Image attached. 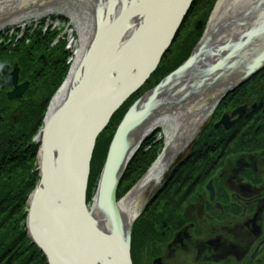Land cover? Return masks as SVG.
<instances>
[{"label": "water", "instance_id": "95a60500", "mask_svg": "<svg viewBox=\"0 0 264 264\" xmlns=\"http://www.w3.org/2000/svg\"><path fill=\"white\" fill-rule=\"evenodd\" d=\"M195 2L196 0H183L182 7L177 12L164 41L158 50L153 49L152 57L146 63V68L140 77L124 86L128 74H123L109 98L104 103H101L98 109L93 108L92 102L96 100V97L109 84L101 82L100 79L92 78L89 84L87 86L84 85L78 93L72 92L68 94L63 105L55 112L53 117L48 121V124L45 123L40 155L42 164L40 182L30 197L26 223L29 239L43 253L48 264H57L56 261L59 258L71 260L72 252L74 251L70 248L71 245L75 241H80L81 244L85 243L87 231L94 238L100 236L87 201L91 163L97 140L109 127L115 114L129 99L138 94L155 74L163 58L175 44L181 27L189 16ZM259 6V4L256 5V7ZM123 15L124 12L116 19L117 22L122 19L121 17ZM246 23H241L239 27V30L243 32L240 35V39L245 44L234 48L229 53L230 55L223 56L222 58H219L222 52L218 50H226L229 46L220 45L222 49H218V47L217 49L210 50L208 47L211 44L210 40L213 35L209 38H206L204 35V38L194 51L191 59L139 102H147L145 109L137 114L139 111L138 109L135 110L139 104L137 103L119 126L109 149L98 189L99 196L108 202L114 231L116 233L120 231L119 226L121 224L117 194L124 174L144 143V140L146 141L157 132V130H153L150 134L146 133L149 130L145 126L149 123V120L171 114L175 111H186V108L191 105L195 106L197 103L208 101L211 98L212 101L216 100L217 107L229 95L234 94L239 88L243 87L264 70V50L260 51L254 57L250 56L251 53H249L248 58H246L247 54H241L248 46L254 44L257 36L262 32L261 29L258 30L257 22L249 29L245 25ZM200 54H206L205 56H209L211 59V68L202 77L200 84L194 86L189 82H185L184 86L177 89L168 101L159 102V95L163 90L177 78L188 73L190 71L188 67L192 63H196ZM136 61L137 57L135 56L131 60L130 71L136 69ZM83 69L84 65L80 66L77 73L81 75L84 71ZM9 70L8 67L0 68V87L2 89H15L9 94L10 101L21 100L26 94L29 84L26 83L19 86V71L15 70L10 74ZM234 70L238 71L234 72ZM107 71L108 69L103 70V72ZM214 75L217 76L216 80L211 83L209 80ZM196 76L200 77V75ZM184 92L187 93L182 95ZM168 102L172 104V109L168 107L163 108V105L168 104ZM247 110L248 107L245 106L236 110L231 116H224L222 121L216 125V129L223 127L226 131H231L245 117ZM49 113L50 108L46 115V120ZM139 115L140 117L138 119H141L140 121L137 120ZM236 117L237 120L233 121L232 119ZM134 127H140L138 134L133 138L131 136V139L128 141L127 137L130 136L129 134L133 131L132 129ZM55 140H57L56 146ZM124 140H127L129 145L123 156H121L119 152ZM79 166L81 170H78ZM160 189L157 190L154 197H148L144 200L143 207L139 215L135 218L134 223L145 212L150 202L154 201ZM66 190L72 198L70 199L72 213L69 218L64 217L59 211V200L61 196L64 197V194L67 192ZM208 190L213 199L214 190L212 183L209 184ZM80 229L84 231H80ZM132 230L133 226L130 231L128 250L126 254L124 253L125 259L117 258L112 248H110V259L114 264H132ZM88 249L92 253L93 246L91 243L88 244ZM90 264H94V260Z\"/></svg>", "mask_w": 264, "mask_h": 264}, {"label": "bare ground", "instance_id": "6f19581e", "mask_svg": "<svg viewBox=\"0 0 264 264\" xmlns=\"http://www.w3.org/2000/svg\"><path fill=\"white\" fill-rule=\"evenodd\" d=\"M3 1L8 2V0ZM27 1L22 0L20 11L17 10L18 12L14 13L15 17L9 22L7 21L6 25H1L0 29L23 24L32 19H40L54 13L66 16L72 22V29L71 27L69 29L71 30L70 36L65 43V47H67L65 52L70 57L67 64H70L71 71H68V81L56 97L47 120L46 117L43 120L41 134L44 131L45 123L48 124L55 112L63 105L67 95L72 92L78 93L84 85L89 84L92 78L109 84L92 102L93 108L98 109V106L109 98L123 74H128L124 86L140 77L146 68V63L152 57L153 49H159L183 4V0H42L40 7L26 11L28 9L25 7ZM115 4L118 5L114 7ZM257 4L260 6L256 7ZM36 5L37 2L33 4V7ZM7 6H9L8 3ZM23 8L26 10H21ZM122 12L124 15L117 22L116 19ZM245 22H247L245 25L248 29L257 22L258 30L261 29L262 32L257 36L254 44L248 46L241 54H247L246 58L249 57V53H251L250 56H256L264 50V0H219L205 34L206 38L213 35L208 49H217L218 47V49H222L220 45L228 43L226 46L229 47L226 50H218L222 52L219 58L230 55L229 53L233 51L237 43L244 42L238 34L243 33L239 27L241 23ZM224 32H230V35H224L218 39L219 34ZM170 53L171 51L168 55ZM205 55L200 54L196 63H192L188 67L190 70L188 73L177 78L163 90L159 95V102L168 101L180 83L194 84L196 75L201 74L203 77L208 73L211 68V59ZM135 56L137 57V67L130 71L131 60ZM82 65H84V71L80 75L77 71ZM108 66L110 67L106 68ZM160 68L161 66L158 70ZM107 69V72H103ZM237 71L234 70V72ZM216 77V75L212 76L209 81L214 82ZM147 85L145 84L143 88ZM146 103H139L136 106L135 110H139L137 114L145 109ZM215 104L214 101L197 103L192 106L196 107L195 109L191 107V110H187L185 113L183 110L175 111L149 120L145 126L149 130L146 133L150 134L153 130L163 131L164 141L167 144L166 154L160 156L141 183L119 202L120 231L118 233L114 231L107 200L96 192L92 196L94 199L90 204V211L100 236L94 238L87 231L85 243L81 244L80 241H75L71 245L70 248L74 250L72 259L59 258L56 261L57 264H90L93 260L94 264H114L110 259V248L117 258L125 259L124 253L126 254L128 250L130 231L135 218L143 207L144 200L152 196L154 191L162 185L178 158L186 152L202 127L212 118ZM163 106V108L168 107L169 109L173 107L169 102ZM139 117L140 115L137 120L140 121ZM140 127L132 129L130 136L127 137L128 141L137 136ZM127 140H124L121 145L119 152L121 156L128 148ZM56 142L57 140H55V146ZM144 142L146 141L144 140ZM40 166L42 169L41 163ZM79 169L81 170L80 166ZM67 192L59 200V211L64 217L69 218L72 213L70 207L72 198ZM80 231L84 230L80 229ZM90 243L93 246L92 253L88 249Z\"/></svg>", "mask_w": 264, "mask_h": 264}, {"label": "trees", "instance_id": "16d2710c", "mask_svg": "<svg viewBox=\"0 0 264 264\" xmlns=\"http://www.w3.org/2000/svg\"><path fill=\"white\" fill-rule=\"evenodd\" d=\"M198 2L199 0L195 2L193 9ZM197 32H199L198 29L195 31L196 37L190 38V43L176 48V50H180L181 55L176 65L165 72V77L180 68L190 58L203 35L202 32ZM52 39V36H47L36 41L29 49L22 47L23 51L18 56L17 64L19 68H22V80H29L32 83V88L41 84L37 95L33 99L27 96L25 100L19 103H9L5 94L0 93V102L4 104L0 108V264H48L43 254L31 245L26 235L24 223L28 198L39 180L36 174L31 177L28 171V167L33 164L38 151V147L32 145V139L42 127L49 102L61 87L69 69L67 65L69 55L65 52L64 47L50 51ZM41 45L42 50L40 49ZM6 55V51L0 47V62L4 60L3 57ZM41 55L46 58L41 59ZM34 56H36L35 59ZM30 59H33V62L27 63ZM157 75L158 73L155 77ZM261 78L264 79V73ZM262 87L260 86V88ZM241 90L235 95L229 96L221 107L232 101ZM256 93L261 96L257 99L258 101L255 100L256 109L229 133L224 130H213L210 135L215 137L214 140L228 144L235 141L239 142L240 146L235 148V151H261L264 149V91L263 93L256 91ZM246 129L248 130L246 131ZM152 140L153 138L147 140L142 148ZM110 141L109 143L104 141L103 136H101L97 143L92 162L93 176L89 187V199L92 198L94 187L102 173ZM222 149L226 151L229 147H222ZM139 153L130 164L124 183L127 181L128 173L138 159ZM198 160V155L191 153L190 161L187 159L176 168L149 212L154 211L152 214L161 213L164 216L179 212L177 209L185 199L184 186L183 189L173 190L175 181L177 184L181 183V178L191 171L188 168L190 166L196 167ZM178 176L179 179H176Z\"/></svg>", "mask_w": 264, "mask_h": 264}, {"label": "flooded vegetation", "instance_id": "af4514ba", "mask_svg": "<svg viewBox=\"0 0 264 264\" xmlns=\"http://www.w3.org/2000/svg\"><path fill=\"white\" fill-rule=\"evenodd\" d=\"M203 146L198 159L210 167L187 175L179 212L146 215L135 231L133 264H264V149L220 160L208 156L222 154L223 143Z\"/></svg>", "mask_w": 264, "mask_h": 264}, {"label": "rangeland", "instance_id": "374dc122", "mask_svg": "<svg viewBox=\"0 0 264 264\" xmlns=\"http://www.w3.org/2000/svg\"><path fill=\"white\" fill-rule=\"evenodd\" d=\"M218 1L219 0H199L196 7L192 10L190 16L188 17V19H187L179 37H178L177 42L175 43V45L171 49V53L165 58L163 64L161 65V68L158 72V75L152 80V82L148 86H146L142 90L141 93L133 96L130 99L129 103L121 109L120 113L118 114V116H116L114 118V120L111 123L108 130L102 135L104 141H107L109 143L110 140L112 141V139H114L115 134L117 133V131L119 129V126L121 125V123L123 122V120L125 119L127 114L131 111V109L134 106H136V104L139 103L141 100H143L149 93H151L155 89V87L157 86L158 83H160L162 80H164L166 78L165 72L168 70H171L176 65V62L179 59V56L181 55L180 50L179 49L176 50V48L181 46V45H186V44L190 43L191 42L190 38L192 36L196 37L195 31H197V29L199 32L200 31L203 32L205 30L206 25H208V22H209L212 14H213V11L215 10V7H216ZM21 2H22V0L21 1H19V0H8V2H6V1L4 2L3 0H0V26L3 24L6 25L7 21L9 22L12 18L15 17L14 13L17 10L20 11L19 8L21 5ZM36 2H37V5L35 7H33V4ZM7 3L9 4V6H7ZM27 3H28V5H25V7H28V9L26 10V8H23L21 10L31 11L32 9H35L36 7H40L42 5V0H28ZM116 5H118V4H115L114 7ZM57 14H59V13H57ZM65 20L67 23H72L71 21H69V19L67 17ZM33 21H34V19H32L28 22H25L23 24H17L13 27H6V28L16 29L17 31H20V28L22 27V25L34 24V23H32ZM199 32H197V33H199ZM78 35L79 34L77 33V36ZM224 35L225 36L230 35V32H224V33L219 34L218 39ZM239 35L240 34H238V36ZM242 44L244 45L245 43L244 42L237 43L235 48H237L238 46H240ZM40 49L42 50V45L40 46ZM22 51H23L22 49H19L18 51L14 52L12 54H9L6 52L7 55L5 57H3L4 60H1V62L2 61L5 62L8 60V61H10V62H8V64H9L8 66L13 65V67H15L17 64L18 56L22 53ZM31 62H33V59H30L27 63H31ZM34 66H36V65H34ZM262 81H264V79L260 78V76H259L252 83H250L249 85L244 87L241 90V92H239L237 94V96L232 101L227 102L223 107H221L218 110V112H216L213 115L212 118H210V120L206 123L204 128L201 130L200 135L195 139V143L192 144V146L189 147V149L186 151L184 156H182V160L180 161V164L184 161V158L189 154L190 150L192 149V147H194L196 142L199 143L200 145L201 144L202 145L213 144L214 147H217V143H221V142H218V140H214L215 137L210 135V133L213 132L214 127L219 123V121L222 119V117L224 115L231 114L233 111H235V110H237V109H239L245 105H249V103L253 104L256 101H258L257 99L261 98V96L258 95L256 93V91L263 93L264 82H262ZM40 86H41V84H37L36 86L31 88V90L27 96L32 97V98L35 97L37 95V92H38V89L40 88ZM182 86H183V84H181L179 87H182ZM260 86H263V87L260 88ZM185 93L186 92H184L182 95H184ZM3 106H4V104L0 102V108H2ZM191 107H192V105L190 107L186 108V111L191 110ZM4 116L6 117L7 115H4ZM247 130L248 129H246V131ZM152 138H153V140L150 141L147 146L142 148V152L140 151L138 159L135 161V163L133 164V167L130 169V171L128 173L127 181L125 183L122 182V186H121V188L119 190V194H118V200L119 201L123 200L137 185H139V183L150 172L152 166L156 163V161L160 159L159 156L161 155L162 151L164 150V145H165L164 141H163L164 140L163 131L159 135H155ZM223 143H227V142H223ZM236 143L239 144V142H236ZM236 143H234V146L231 150H228V153L235 151L234 149L238 146V145H236ZM39 154L40 153H38V151H37V154H36V157H35L33 164L28 167V171H29V174L31 177L34 176L33 174H36L37 178L40 177V174L38 172V170L40 168ZM217 156H219V154L215 155V157H217ZM226 157L227 156H225V158ZM209 167L210 166L207 165L206 168H209ZM195 168L200 170L199 164L196 167L190 166L189 169H191V171L187 172V174L181 178V183L177 184V181H175L176 184L173 187V190H176V189L178 190L179 188L183 189V186H184V191L185 190L188 191L189 183L186 184L187 183V178H186L187 175L198 174L199 172H201V171H199L198 173H196L194 171ZM92 176H93V170H92V166H91L90 176H89V187H90ZM176 179H179V176L176 177ZM97 184H98V182L96 183V185L94 187L93 196L95 195V193L98 190V188H96ZM186 185H187V187H186ZM93 199L94 198H92L91 201L89 202V208L91 207L90 204L92 203ZM131 247H134V244H132ZM131 257H132V249H131Z\"/></svg>", "mask_w": 264, "mask_h": 264}]
</instances>
